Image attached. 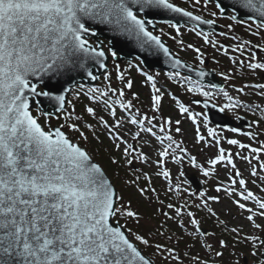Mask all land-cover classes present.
<instances>
[{"label": "snow or ice", "instance_id": "6c2138e0", "mask_svg": "<svg viewBox=\"0 0 264 264\" xmlns=\"http://www.w3.org/2000/svg\"><path fill=\"white\" fill-rule=\"evenodd\" d=\"M0 264H264V0H0Z\"/></svg>", "mask_w": 264, "mask_h": 264}, {"label": "water", "instance_id": "95a60500", "mask_svg": "<svg viewBox=\"0 0 264 264\" xmlns=\"http://www.w3.org/2000/svg\"><path fill=\"white\" fill-rule=\"evenodd\" d=\"M225 4L229 3L230 0H224ZM174 16H176V14L173 13H168L165 12L163 10H160V14L156 15V16H152L150 17L151 19H154L156 21V23H161V21L165 20V19H170L173 18ZM181 23H183V21H181ZM204 29L207 31L208 26L205 25L203 26ZM217 31H219V27L218 25L216 26ZM151 29V28H150ZM155 29H156V25H155ZM108 37L109 39L112 38L110 33H104V35L101 37V39H104V37ZM119 47H122L123 50L120 52L119 55V61H127L129 59H133L136 55H142L143 58L146 59V63L145 65H143L145 68L148 69H161V70H171L167 64L164 63V57L161 54L159 57H153V56H147L146 54H141L139 52L138 49L135 48V46L131 43H128L127 45H124L123 43H121L120 45H118ZM186 71V70H183ZM193 78L195 79V75L193 74ZM209 81H212L214 83H218L221 84L216 76L214 75H209V77L207 78ZM210 117L212 119V122L214 124L216 123H221L222 121H227L230 124H232V120L227 118L226 116H223L219 113H217L215 110H211L210 111ZM188 180L190 181V183L192 184V186L195 188L198 187V180L195 176L192 175V177H189Z\"/></svg>", "mask_w": 264, "mask_h": 264}, {"label": "trees", "instance_id": "16d2710c", "mask_svg": "<svg viewBox=\"0 0 264 264\" xmlns=\"http://www.w3.org/2000/svg\"><path fill=\"white\" fill-rule=\"evenodd\" d=\"M177 2H178V3L180 2V3L183 5V0H177ZM236 31H237L238 33H241V32H242L241 29H240V30H236ZM170 32H171V31H170ZM171 33H172V32H171ZM172 34H173V33H172ZM185 42H187V41H186V38H185ZM175 51H176V53L179 52V55H180L181 57H184V59L187 60L189 63H194V56H193L192 53H187V52H185V51H180L179 48H178V46H177V48H176ZM219 59H221V64H220L219 66H217V65H215L213 62H211L210 65H211L212 68H216L217 70H219L220 68H223V67H225V66L227 65L228 62H227L225 59H223V58H221V57H220ZM160 73H161L160 80H161L162 82L166 81V77L164 76V73H162V72H160ZM133 75L135 76L137 82L139 83V81H140L142 78L139 77V76H137V75L134 74V73H133ZM168 83H169L170 87H171L175 92H178V94H179L182 98L187 99V97H186V96L184 95V93H183V90L174 89V88H176V86L171 85L170 82H168ZM193 108H194L195 110H197V111L200 110L199 107H197V106H193ZM250 118H251V117H250ZM52 123L55 124L56 121L53 120ZM157 187H159V186L157 185ZM121 223H123V221H121ZM211 223H212V221H209V222H208V224H211ZM206 227H207V225H206Z\"/></svg>", "mask_w": 264, "mask_h": 264}, {"label": "rangeland", "instance_id": "374dc122", "mask_svg": "<svg viewBox=\"0 0 264 264\" xmlns=\"http://www.w3.org/2000/svg\"><path fill=\"white\" fill-rule=\"evenodd\" d=\"M207 16V15H206ZM229 21H226V20H220V21H218V23L219 24H225V23H228ZM161 28H163V30H166V32H167V28L165 27V25H161ZM241 28H237L236 30H240ZM242 30V29H241ZM243 31V30H242ZM238 33V32H237ZM192 36L190 39H191V43H194V44H196L197 46H202L203 45V42H202V39L200 40V39H198V38H196L195 36H193L192 34H190L189 33V36ZM188 38V37H187ZM164 39H166V38H164ZM209 50H211V49H209ZM120 62V61H119ZM121 63V65L122 66H124V67H126V62H120ZM110 70H111V67H110ZM173 173H174V175H175V169L173 170Z\"/></svg>", "mask_w": 264, "mask_h": 264}]
</instances>
